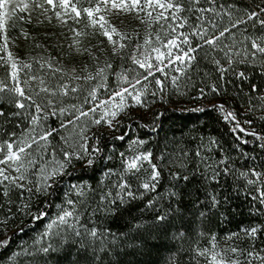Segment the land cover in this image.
Returning <instances> with one entry per match:
<instances>
[{
  "label": "snow or ice",
  "instance_id": "6c2138e0",
  "mask_svg": "<svg viewBox=\"0 0 264 264\" xmlns=\"http://www.w3.org/2000/svg\"><path fill=\"white\" fill-rule=\"evenodd\" d=\"M33 19L37 24H51L55 20L57 26L66 29L61 33L63 41L58 42L61 51L57 55L49 53L26 60L13 50L21 38L29 43L35 41L23 27ZM126 21H134L137 26L129 30ZM18 26L19 36L13 37L10 33ZM94 39L96 43L92 42ZM34 47L48 53L45 44L35 43ZM64 57L78 63L69 68L63 63ZM0 69V101L6 99L16 109L7 113L0 108V117L4 118L3 124L10 123V118L20 119L15 125L19 131H0V210L7 204L8 212H13L12 194L16 193L23 201L16 211L39 221L49 213L46 208L32 213L33 198L50 197V190L59 179L70 175L74 161L91 166L94 157L102 153L98 145L90 142L97 138L93 128L117 127L121 122L118 118L122 114L127 116L133 107H145L148 96L155 103L168 102L171 95H187L180 91L181 82L183 87L196 88L194 72L201 76L204 87L198 88L193 99L221 96L226 93V84H236V95L247 105L243 112L251 113L257 107L264 110V90L252 82L253 72L264 77V0L254 7H240L236 0H0ZM257 100L258 104L254 102ZM226 103H214L212 108L222 114L223 120L233 123L234 134L253 136L264 148V136L243 126L253 121L241 120L240 112L226 107ZM50 119H55L58 126H51ZM260 119L264 120V116ZM243 136L237 135L236 139L246 145L249 141ZM116 138L125 139L123 135ZM144 143L131 141V146L137 147L130 157L120 153L124 173L135 175L143 170L146 175L137 189L121 176L112 188L102 192L95 210L85 208L84 201L65 193L64 203L56 205L55 216L33 241L36 254L48 256L69 246L88 257L90 264H103L104 256L118 254V243L127 234L99 226L92 219L98 212L115 215L121 206L143 200L149 192L155 195L145 207L156 212L155 226L180 211L179 191L158 190L162 187L163 167L154 162L157 158L152 151L139 149ZM213 146L219 147L215 138L209 140L206 149L201 144L195 152L201 179L206 185H220L222 176L243 180V185L233 191L239 194L242 189L253 202L252 208L264 215V171L237 170L229 163L227 154L218 160L202 154L211 153ZM200 164L204 165L203 171H199ZM186 168L181 160L178 170L170 173L176 182L172 189H178L180 181L190 180L183 171ZM111 174V170L106 173ZM71 187L78 198L86 195L82 186ZM206 195L209 209L228 202V196L221 199L219 192L208 191ZM166 198L175 199L176 205L169 203L167 208H158L159 201ZM85 215L88 220L82 219ZM206 215L200 213L202 222ZM9 219L11 215L0 220V224L6 225ZM143 227L141 223L132 225L134 230ZM261 236L264 225L242 227L224 237L203 230L194 238L180 232L173 239L181 245L190 241L189 251L195 264H201L199 258H203L204 264H253V260L264 264V256L260 255L264 248L255 250V242ZM245 239L252 245L250 250L237 243ZM8 245V238L0 240V247ZM181 250L182 247L178 248L167 264H178Z\"/></svg>",
  "mask_w": 264,
  "mask_h": 264
},
{
  "label": "trees",
  "instance_id": "16d2710c",
  "mask_svg": "<svg viewBox=\"0 0 264 264\" xmlns=\"http://www.w3.org/2000/svg\"><path fill=\"white\" fill-rule=\"evenodd\" d=\"M236 2L240 7H254L259 0H236ZM126 26L130 30L137 25L134 21H126ZM23 27L35 37V41L29 43L22 38L18 40L17 47L13 50L19 56L30 60L32 57L39 58L49 53L55 56L61 51L58 42L63 41L61 33L66 32V29L57 26L55 20L51 24L46 21L43 24H37L33 19L31 24H23ZM10 34L13 37L19 36V26ZM92 42L97 41L94 39ZM35 43L47 45L48 53H45L43 49L35 48ZM63 63L71 68L78 61L64 57ZM116 63L118 64L119 61ZM203 66L202 61L201 68ZM2 74L3 69H0V75ZM192 75L197 85L196 88H192L191 85L187 88L183 87V81L181 82L180 91L186 92L187 95H171L168 102L157 100L155 103H152V97L148 96L146 106L129 109L127 116L122 114L118 118L121 122L117 127L109 129L104 126L99 130L93 128L92 131L96 132L97 138L90 142L102 149V153L94 157L93 165L87 166L82 162L74 161V166L69 169L70 175L59 179L54 189L50 190L52 192L50 197L33 198L32 213H36L38 208H46L49 213L47 218L37 221L32 215L16 211L17 206L23 201L18 199L16 193H13V204L11 205L13 212H8L9 205L7 204L0 210V220L11 215L6 225L0 224V240L9 239V245L6 248L0 247V264H90L89 258L84 254H78L75 247L65 246L62 251L48 256L36 254L32 247L33 241L44 230L48 221L55 216L58 211L56 205L64 203L65 193H68L74 200L84 201L85 208L95 210L100 205L99 196L102 192L112 188L121 176L132 185L134 190L137 189L146 175L143 170L135 175L124 173V161L120 157L122 152L129 157L135 154L134 148L137 146H131V141L134 140L145 141L143 145L138 146L139 149L152 151L154 157L157 158L154 162L163 167V177L160 181L162 187L158 190L161 193L169 189L180 192V211L173 213L164 224L155 226L156 212L145 207L147 200L155 195L149 192L143 200L133 201L130 206H121L115 215L98 212L92 219H95L99 226L110 228L114 233L127 234L121 237L118 243L116 248L118 254L104 256L103 264H167L168 258L177 254L178 248L181 247L182 250L177 255L178 264H195L192 253L189 251L190 241L186 240L181 245L179 240L173 239L174 235L184 232L188 237L194 238L198 231L203 230L224 237L229 233L238 232L242 227L264 225V215L252 208L253 202L246 197L244 191L241 189L239 194L233 191L238 185H243V180L236 181L234 176H222L220 185L215 183L206 185L197 172L198 158L195 156L201 144L206 149L209 140L215 138L219 147L213 146L211 153L204 151L202 154L212 156L214 160L227 154L230 157L229 163L237 170L255 168L258 171H264V148L259 146L262 142L253 136L234 134L231 131L233 123L223 120L222 114L214 110L212 105L227 102L226 107L235 108L240 112L241 120L251 119L253 121L251 125L243 126L248 130L254 129L260 136H264V120L260 119L264 116V110L257 107L251 113L243 112V107L247 105L245 100L236 95V84H226V93L221 96L209 95L204 99H193L198 95V88L204 87V84L201 83L200 75L195 72ZM204 79L205 82L210 83L207 78ZM111 82L113 85L116 83L114 79ZM252 82L264 90V77H261L258 72L252 73ZM254 102L259 103L258 100ZM0 108L7 113L16 111L6 99L0 101ZM198 109L204 110L199 111ZM3 119L0 117V124H3ZM18 122H20L19 118H10V123L3 124L0 131H19L15 129ZM48 123L53 127L58 126L55 119H50ZM121 135L125 137L124 140L116 138ZM237 135L243 136L249 143L240 144V141L236 139ZM243 152L247 155H243ZM184 153H187V156H184ZM181 160L187 164V168L183 171L190 176V180L180 181L179 188L172 189L171 185L176 182L172 181L170 173L178 170ZM147 167L148 165L145 164V168ZM203 169L204 165L200 164L199 171ZM110 170L112 174L106 175ZM194 172L197 173L195 176H193ZM73 185L82 186L86 195L78 198L71 187ZM208 191L219 192L221 199L223 196H228V202L222 203L217 208L209 209L206 195ZM169 203L175 206L177 202L175 199L166 198L159 201L157 207L164 209ZM202 211L207 214L203 222L200 219ZM82 219L88 220L89 216L85 215ZM136 223H141L144 227L139 230L132 229V225ZM200 242L203 245L205 240L202 239ZM237 243L242 249L252 248L246 239ZM262 248H264V236L255 242L256 251ZM260 255L264 256V252ZM199 259L201 264H204L203 258ZM244 259L245 257H241V260ZM253 264H260V261L253 260Z\"/></svg>",
  "mask_w": 264,
  "mask_h": 264
}]
</instances>
